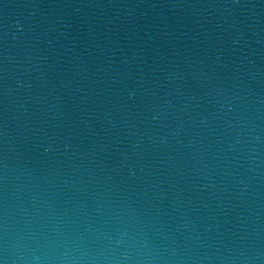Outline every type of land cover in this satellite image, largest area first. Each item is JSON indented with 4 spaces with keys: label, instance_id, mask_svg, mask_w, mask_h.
<instances>
[{
    "label": "water",
    "instance_id": "95a60500",
    "mask_svg": "<svg viewBox=\"0 0 264 264\" xmlns=\"http://www.w3.org/2000/svg\"><path fill=\"white\" fill-rule=\"evenodd\" d=\"M0 264H264V0H0Z\"/></svg>",
    "mask_w": 264,
    "mask_h": 264
}]
</instances>
